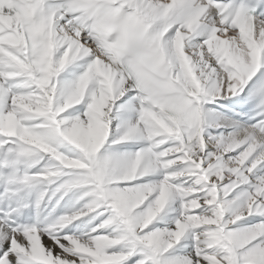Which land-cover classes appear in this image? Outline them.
Listing matches in <instances>:
<instances>
[{
  "label": "snow or ice",
  "instance_id": "1",
  "mask_svg": "<svg viewBox=\"0 0 264 264\" xmlns=\"http://www.w3.org/2000/svg\"><path fill=\"white\" fill-rule=\"evenodd\" d=\"M0 264H264V0H0Z\"/></svg>",
  "mask_w": 264,
  "mask_h": 264
}]
</instances>
